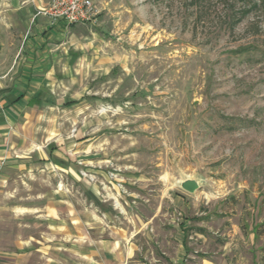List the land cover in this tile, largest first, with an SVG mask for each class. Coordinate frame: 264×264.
I'll list each match as a JSON object with an SVG mask.
<instances>
[{
  "label": "rangeland",
  "instance_id": "1",
  "mask_svg": "<svg viewBox=\"0 0 264 264\" xmlns=\"http://www.w3.org/2000/svg\"><path fill=\"white\" fill-rule=\"evenodd\" d=\"M94 4L95 21L74 25L90 46L57 79L38 140L90 154L77 165L102 171L88 176L102 198L119 191L114 203L144 217L159 207L146 230L172 253L188 220L187 264H264V0ZM38 171L50 169L12 171L11 193L75 183Z\"/></svg>",
  "mask_w": 264,
  "mask_h": 264
},
{
  "label": "crops",
  "instance_id": "2",
  "mask_svg": "<svg viewBox=\"0 0 264 264\" xmlns=\"http://www.w3.org/2000/svg\"><path fill=\"white\" fill-rule=\"evenodd\" d=\"M50 1L0 0V264H187L188 220L181 223L179 248L172 253L167 237L146 230L159 207L144 217L133 205L114 203L119 191L113 201L102 198L99 185L88 178L102 171L77 165L90 154L75 156L51 136L38 140L42 108L56 104L57 79L74 69L91 41H83L90 37L86 33L77 35L75 24L38 15ZM37 168L50 169L38 175L52 177L61 170L75 183L66 190L57 181L38 185L35 198L12 194L23 188L10 182L12 171ZM159 239L158 248L153 244ZM149 243L153 246L143 247Z\"/></svg>",
  "mask_w": 264,
  "mask_h": 264
},
{
  "label": "built area",
  "instance_id": "3",
  "mask_svg": "<svg viewBox=\"0 0 264 264\" xmlns=\"http://www.w3.org/2000/svg\"><path fill=\"white\" fill-rule=\"evenodd\" d=\"M97 13L94 0H51L37 12L53 21L64 20L69 24L94 22Z\"/></svg>",
  "mask_w": 264,
  "mask_h": 264
},
{
  "label": "water",
  "instance_id": "4",
  "mask_svg": "<svg viewBox=\"0 0 264 264\" xmlns=\"http://www.w3.org/2000/svg\"><path fill=\"white\" fill-rule=\"evenodd\" d=\"M181 187L186 191L192 193L200 187V184L195 179L187 178L181 182Z\"/></svg>",
  "mask_w": 264,
  "mask_h": 264
}]
</instances>
